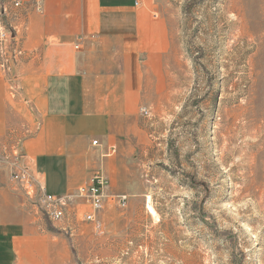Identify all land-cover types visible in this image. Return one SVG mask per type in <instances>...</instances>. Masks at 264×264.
<instances>
[{"label": "rangeland", "instance_id": "1", "mask_svg": "<svg viewBox=\"0 0 264 264\" xmlns=\"http://www.w3.org/2000/svg\"><path fill=\"white\" fill-rule=\"evenodd\" d=\"M159 3L170 95L138 112L136 185L104 190L96 212L77 194L55 223L40 192L21 189L30 243L20 264H264V0Z\"/></svg>", "mask_w": 264, "mask_h": 264}, {"label": "crops", "instance_id": "2", "mask_svg": "<svg viewBox=\"0 0 264 264\" xmlns=\"http://www.w3.org/2000/svg\"><path fill=\"white\" fill-rule=\"evenodd\" d=\"M159 2L43 0L41 14L18 12L13 87L0 69V264H20L30 243L15 154L47 195L74 198L95 175L108 194L135 184L138 112L168 107L170 95L169 7Z\"/></svg>", "mask_w": 264, "mask_h": 264}, {"label": "built area", "instance_id": "3", "mask_svg": "<svg viewBox=\"0 0 264 264\" xmlns=\"http://www.w3.org/2000/svg\"><path fill=\"white\" fill-rule=\"evenodd\" d=\"M24 10L23 16L27 18L30 13L43 12V0H34L31 6L25 5V0H0V69L3 74L8 77L9 83L14 82L15 76L13 70L18 61L24 56L19 41L15 37L14 21L18 18V12ZM78 41H81L78 40ZM79 48V44L75 45V50ZM142 115L148 116V111L142 109ZM12 162V172L10 180L18 184L25 191L27 197L32 198L36 195L37 190L40 192V209L44 216L51 222H60L65 217V207L69 204L68 198L47 195L44 188L34 179L28 170L19 163V156L14 155ZM105 188V180L99 175L93 176L87 187H82L77 191L78 197L89 203L96 212L101 208L103 202V191ZM121 207L126 206V197H119ZM93 214L86 216L91 221Z\"/></svg>", "mask_w": 264, "mask_h": 264}, {"label": "bare ground", "instance_id": "4", "mask_svg": "<svg viewBox=\"0 0 264 264\" xmlns=\"http://www.w3.org/2000/svg\"><path fill=\"white\" fill-rule=\"evenodd\" d=\"M148 200H149V198H148ZM146 209L152 215L153 218H157V215H156L154 209L150 206V201H148V203L146 205Z\"/></svg>", "mask_w": 264, "mask_h": 264}]
</instances>
